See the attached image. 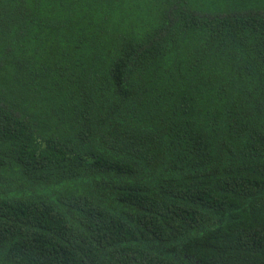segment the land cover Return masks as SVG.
Here are the masks:
<instances>
[{
    "label": "trees",
    "instance_id": "trees-1",
    "mask_svg": "<svg viewBox=\"0 0 264 264\" xmlns=\"http://www.w3.org/2000/svg\"><path fill=\"white\" fill-rule=\"evenodd\" d=\"M0 264H264V0H0Z\"/></svg>",
    "mask_w": 264,
    "mask_h": 264
}]
</instances>
